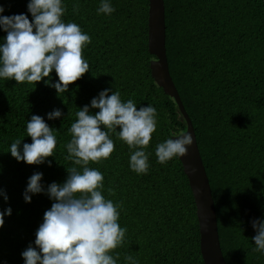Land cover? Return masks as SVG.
Instances as JSON below:
<instances>
[{"label":"trees","instance_id":"16d2710c","mask_svg":"<svg viewBox=\"0 0 264 264\" xmlns=\"http://www.w3.org/2000/svg\"><path fill=\"white\" fill-rule=\"evenodd\" d=\"M76 2L64 0V20L90 35L83 57L91 70L69 86V93L59 97L43 82L35 88L0 79V189L9 197L7 203L0 197V210L12 208L0 229V264H25L21 254L34 245L53 203L43 194L26 203L28 179L42 172L45 186L66 180V169L75 166L66 158L65 145L76 112L110 87L123 101L132 99L138 108L152 105L158 113L157 131L146 149L151 153L147 175L131 171L130 149L116 133L111 158L90 163L104 175L105 197L123 205L119 223L127 233L113 253L120 254L118 264H125L126 255L139 264H204L196 204L181 160L164 166L155 155L156 144L172 132H185L187 125L175 100L151 75L149 0H112L116 11L110 17L97 15L100 0H79L78 14ZM28 3L0 0L5 16L27 14L31 21ZM165 7L170 74L194 125L224 258L227 264H264L252 241V221L264 218V0H165ZM5 36L0 29V40ZM52 79L58 80L54 72ZM57 108L63 117L48 120ZM31 115L55 129L51 167L30 166L9 153L17 139L32 143L26 129Z\"/></svg>","mask_w":264,"mask_h":264},{"label":"clouds","instance_id":"9594fccd","mask_svg":"<svg viewBox=\"0 0 264 264\" xmlns=\"http://www.w3.org/2000/svg\"><path fill=\"white\" fill-rule=\"evenodd\" d=\"M27 9L31 21L27 14L5 16V8L0 5V29L6 33L0 40V79L15 80L18 85L34 84L35 88L43 82L59 97L68 94L69 86L91 70L83 57L91 37L77 23L65 22L64 0H29ZM79 11L77 0L73 12ZM115 11L112 0H100L97 15L110 17ZM53 72L58 76L56 81L52 79ZM78 109L77 119L69 129L71 140L65 145L66 158L75 165L66 169V180L45 186L42 172H34L28 179L23 194L26 203L41 194L53 203L44 213L34 245L29 244L21 254L25 264H118L120 259L118 252L113 253L126 240L127 228L119 223L123 205L105 197L104 175L90 163L111 158L115 151L111 135L116 133L130 149L131 171L147 175L151 153L146 149L157 131V109L152 105L138 108L132 99L123 101L119 90L111 87L93 98L90 106ZM63 115L57 108L47 114V119L58 120ZM26 129L32 143L17 139L9 153L27 165L51 167L49 158H55L57 146L55 129L39 115H31ZM193 143L189 132H172L168 139L156 144L157 162L167 166L173 159L186 157ZM108 192L115 195L111 189ZM0 197L5 203L9 201L4 189H0ZM11 215V207L0 210V229L5 216ZM252 227L256 233L252 237L253 250L264 254V218L254 219ZM124 261L139 264L131 255H126Z\"/></svg>","mask_w":264,"mask_h":264},{"label":"water","instance_id":"95a60500","mask_svg":"<svg viewBox=\"0 0 264 264\" xmlns=\"http://www.w3.org/2000/svg\"><path fill=\"white\" fill-rule=\"evenodd\" d=\"M148 48L155 57L150 63L151 75L165 94L172 97L186 122L185 133L193 136V146L180 158L194 196L200 229V248L204 264H227L221 248L215 201L209 177L200 153L193 122L186 111L171 77L166 48L165 0H149Z\"/></svg>","mask_w":264,"mask_h":264}]
</instances>
